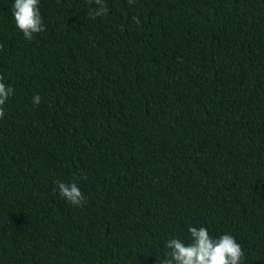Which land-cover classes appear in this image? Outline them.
<instances>
[{"label":"trees","instance_id":"1","mask_svg":"<svg viewBox=\"0 0 264 264\" xmlns=\"http://www.w3.org/2000/svg\"><path fill=\"white\" fill-rule=\"evenodd\" d=\"M13 3L0 264H163L190 225L264 264V0H105L96 19L92 0H40L31 41Z\"/></svg>","mask_w":264,"mask_h":264},{"label":"clouds","instance_id":"2","mask_svg":"<svg viewBox=\"0 0 264 264\" xmlns=\"http://www.w3.org/2000/svg\"><path fill=\"white\" fill-rule=\"evenodd\" d=\"M40 0H14L12 15L16 27L23 33L25 39L31 41L34 34L46 31L40 9ZM95 7L91 18L106 15L108 8L105 0H92ZM135 0H128L131 5ZM139 24L138 17L134 18ZM4 77L0 75V118H3L4 105L10 96L14 94V88L7 86ZM41 97L35 94L32 98L34 106L40 104ZM59 194L75 206H82L84 195L75 181H56ZM189 238L184 241L180 238H171L166 241L165 259L163 264H241L244 252L241 245L230 233L218 237L210 235L204 226H189Z\"/></svg>","mask_w":264,"mask_h":264}]
</instances>
